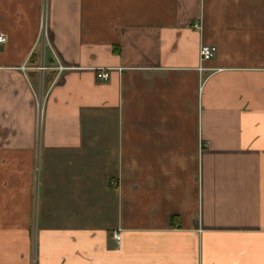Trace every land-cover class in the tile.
Wrapping results in <instances>:
<instances>
[{"label":"crops","instance_id":"crops-1","mask_svg":"<svg viewBox=\"0 0 264 264\" xmlns=\"http://www.w3.org/2000/svg\"><path fill=\"white\" fill-rule=\"evenodd\" d=\"M0 34V264H264V0H0Z\"/></svg>","mask_w":264,"mask_h":264},{"label":"built area","instance_id":"built-area-1","mask_svg":"<svg viewBox=\"0 0 264 264\" xmlns=\"http://www.w3.org/2000/svg\"><path fill=\"white\" fill-rule=\"evenodd\" d=\"M196 28L199 29L198 25H195ZM7 37L4 34H0V47L6 44ZM38 43L41 46L43 50H45L49 45V36H48V28L46 25L45 20H43L41 24L40 34ZM218 52V48L215 46H206L203 45L200 49V59L202 62L209 61L213 59ZM42 70H45V67L41 68ZM64 69L60 67V71H63ZM98 78L106 81L109 79V74L107 70H101L98 73ZM37 112H38V125L42 123L43 120V114H44V99L42 100L41 97H38L37 99ZM116 240H120L121 236L119 234H116Z\"/></svg>","mask_w":264,"mask_h":264}]
</instances>
